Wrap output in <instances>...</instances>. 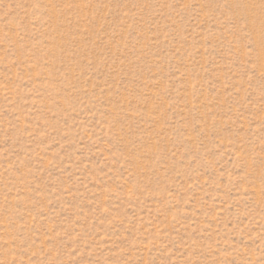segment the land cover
Wrapping results in <instances>:
<instances>
[{
  "label": "rangeland",
  "instance_id": "374dc122",
  "mask_svg": "<svg viewBox=\"0 0 264 264\" xmlns=\"http://www.w3.org/2000/svg\"><path fill=\"white\" fill-rule=\"evenodd\" d=\"M0 264H264V0H0Z\"/></svg>",
  "mask_w": 264,
  "mask_h": 264
}]
</instances>
